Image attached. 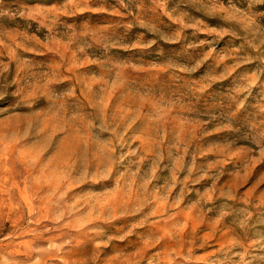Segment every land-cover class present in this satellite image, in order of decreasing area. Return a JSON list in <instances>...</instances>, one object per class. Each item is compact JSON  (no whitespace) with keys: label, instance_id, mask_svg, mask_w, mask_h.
Returning a JSON list of instances; mask_svg holds the SVG:
<instances>
[{"label":"rangeland","instance_id":"rangeland-1","mask_svg":"<svg viewBox=\"0 0 264 264\" xmlns=\"http://www.w3.org/2000/svg\"><path fill=\"white\" fill-rule=\"evenodd\" d=\"M0 264H264V0H0Z\"/></svg>","mask_w":264,"mask_h":264}]
</instances>
